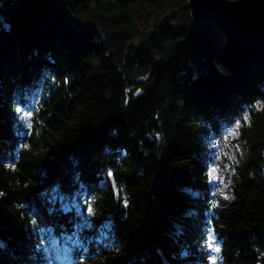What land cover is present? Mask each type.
I'll list each match as a JSON object with an SVG mask.
<instances>
[{
    "label": "trees",
    "instance_id": "16d2710c",
    "mask_svg": "<svg viewBox=\"0 0 264 264\" xmlns=\"http://www.w3.org/2000/svg\"><path fill=\"white\" fill-rule=\"evenodd\" d=\"M217 37L187 0H0V264H212L210 229L219 264H264V60L224 73ZM245 108L233 198L205 204L199 131Z\"/></svg>",
    "mask_w": 264,
    "mask_h": 264
},
{
    "label": "rangeland",
    "instance_id": "374dc122",
    "mask_svg": "<svg viewBox=\"0 0 264 264\" xmlns=\"http://www.w3.org/2000/svg\"><path fill=\"white\" fill-rule=\"evenodd\" d=\"M179 13L178 8H169L159 14V17L161 20L173 16L177 18ZM152 23L153 21L145 28L147 34L152 31L150 27ZM139 26L142 27L140 24ZM140 37L141 35H137L133 40L137 41ZM250 124V111L245 108L241 114L226 112L217 116L214 120H208L204 127L205 129L199 131L200 141L204 142L203 156L199 161L206 189L204 191L201 189L192 190V193H197L201 198L208 196L205 204H208V201L211 200L221 208L233 198L232 186L238 175V168L249 152V145L242 136V128ZM108 184V181H100L98 183L100 191L105 192ZM89 207L92 209V213L94 211L93 206L89 205ZM91 213L86 219L87 226L90 228L94 226L91 221ZM210 219V211L206 208H198L197 213L194 215V221L200 228L206 229ZM214 231L210 229L203 232L202 241L205 244L208 260L212 264H219L222 239ZM209 243H213V248L208 247ZM216 247L219 248L218 252L214 250ZM63 256L62 249L58 248L50 253L51 262L60 264L59 260Z\"/></svg>",
    "mask_w": 264,
    "mask_h": 264
},
{
    "label": "water",
    "instance_id": "95a60500",
    "mask_svg": "<svg viewBox=\"0 0 264 264\" xmlns=\"http://www.w3.org/2000/svg\"><path fill=\"white\" fill-rule=\"evenodd\" d=\"M187 6L192 21L206 22L218 33L212 59L220 71L264 60V0H187Z\"/></svg>",
    "mask_w": 264,
    "mask_h": 264
},
{
    "label": "snow or ice",
    "instance_id": "6c2138e0",
    "mask_svg": "<svg viewBox=\"0 0 264 264\" xmlns=\"http://www.w3.org/2000/svg\"><path fill=\"white\" fill-rule=\"evenodd\" d=\"M91 211H92V209L89 207V208H88V212L91 213ZM213 239H214V238H213ZM208 247H209V248H213V243H209V244H208ZM214 250L218 252V251H219V248L216 247V248H214Z\"/></svg>",
    "mask_w": 264,
    "mask_h": 264
},
{
    "label": "flooded vegetation",
    "instance_id": "af4514ba",
    "mask_svg": "<svg viewBox=\"0 0 264 264\" xmlns=\"http://www.w3.org/2000/svg\"><path fill=\"white\" fill-rule=\"evenodd\" d=\"M151 22H152V21H150V23H151ZM150 27H151V26H150ZM145 28H146V27L143 25V26H142V29H141V33H144V32H145V30H146Z\"/></svg>",
    "mask_w": 264,
    "mask_h": 264
}]
</instances>
